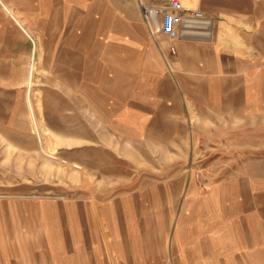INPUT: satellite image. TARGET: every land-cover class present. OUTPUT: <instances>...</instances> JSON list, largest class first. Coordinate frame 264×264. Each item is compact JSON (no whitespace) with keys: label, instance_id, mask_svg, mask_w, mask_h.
I'll return each mask as SVG.
<instances>
[{"label":"rangeland","instance_id":"rangeland-1","mask_svg":"<svg viewBox=\"0 0 264 264\" xmlns=\"http://www.w3.org/2000/svg\"><path fill=\"white\" fill-rule=\"evenodd\" d=\"M97 1L0 0V264H264V98L200 105L139 2Z\"/></svg>","mask_w":264,"mask_h":264},{"label":"crops","instance_id":"crops-1","mask_svg":"<svg viewBox=\"0 0 264 264\" xmlns=\"http://www.w3.org/2000/svg\"><path fill=\"white\" fill-rule=\"evenodd\" d=\"M100 2L22 0V4H30L27 9L30 13L46 14L47 19L50 17L53 28L56 20L66 19L68 14L69 18L76 20L94 19L93 13ZM182 4L211 17L213 30L209 40H179L174 43L181 90L202 106L220 109L221 114L243 115L249 111L250 115L262 117L264 0H182ZM88 5L91 6L90 16H87ZM3 7L25 35L31 38L19 19L5 5ZM16 13L20 16L24 14L22 8L21 12L16 9ZM155 25L158 28V24ZM31 69L29 81L34 77Z\"/></svg>","mask_w":264,"mask_h":264},{"label":"built area","instance_id":"built-area-1","mask_svg":"<svg viewBox=\"0 0 264 264\" xmlns=\"http://www.w3.org/2000/svg\"><path fill=\"white\" fill-rule=\"evenodd\" d=\"M137 1L145 17L157 23L160 34L172 42L171 54L176 53L174 43L179 40L209 39L211 36L213 19L201 11L184 7L182 0Z\"/></svg>","mask_w":264,"mask_h":264},{"label":"bare ground","instance_id":"bare-ground-1","mask_svg":"<svg viewBox=\"0 0 264 264\" xmlns=\"http://www.w3.org/2000/svg\"><path fill=\"white\" fill-rule=\"evenodd\" d=\"M33 113H32V115H33V119H34V123H35V125H36V129H37V131L39 132V135H40V130H39V125H38V122H37V119H36V117H35V114H34V111H32ZM37 132V133H38Z\"/></svg>","mask_w":264,"mask_h":264}]
</instances>
